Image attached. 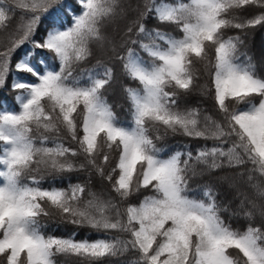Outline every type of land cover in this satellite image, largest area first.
Wrapping results in <instances>:
<instances>
[{"label": "snow or ice", "instance_id": "6c2138e0", "mask_svg": "<svg viewBox=\"0 0 264 264\" xmlns=\"http://www.w3.org/2000/svg\"><path fill=\"white\" fill-rule=\"evenodd\" d=\"M5 3L0 0V30L8 29L15 10L21 16L0 51V87L25 43L30 48L14 70L34 79H14L11 87L23 92L11 105L0 101V264H60L57 257L101 264L128 252L136 255L127 264H264V77L240 52L242 37L225 35L264 26V0ZM247 9L256 11L242 15ZM150 15L172 31L148 28ZM93 57L96 65L77 74L76 66ZM117 83L129 103L127 122L107 99ZM197 89L211 95L216 115L179 106L181 94ZM162 133L213 143L164 155L156 144ZM113 154L115 165L106 170ZM246 164L251 167L243 170ZM225 169L237 171L190 188L194 179ZM84 170L83 183L43 186L46 177ZM93 174L109 183L110 193L92 189ZM217 183L236 189L238 211L218 202ZM141 190L147 191L139 203H131ZM224 212L247 220L246 227L234 228ZM57 214L62 222L117 235L46 234L41 218ZM257 216L260 225L253 224Z\"/></svg>", "mask_w": 264, "mask_h": 264}, {"label": "trees", "instance_id": "16d2710c", "mask_svg": "<svg viewBox=\"0 0 264 264\" xmlns=\"http://www.w3.org/2000/svg\"><path fill=\"white\" fill-rule=\"evenodd\" d=\"M68 3H72L73 0H67ZM124 2L131 3V4H137L140 2V0H124ZM160 2H169V0H157V3ZM186 2V0H185ZM4 6H7V0ZM256 11L255 9H247L245 10L242 15L245 16H251L253 12ZM55 15H60V13H54ZM21 16V13L19 10H15L12 18L9 20L8 24L9 27L7 30H0V51H3L5 47L11 43L10 36L12 34V30L17 26L19 18ZM135 16V13L129 12L128 18L131 19ZM68 21H65V24L67 26ZM126 21H123L120 23V27L123 28ZM148 28L153 27H159L162 29H167L169 31H172L174 26L169 25H157L156 21L151 18V15L149 18L145 21ZM44 27H46V24H43L38 28L37 34L34 37L35 39L39 40L43 34ZM178 34V33H173ZM226 36L230 35H240L242 39L244 40V44L240 46V52L244 53L246 52L249 56L253 58V62L257 66V73L264 77V26L256 27V28H249L246 29L243 33L239 29L230 28L225 31ZM136 48L137 51H140L138 46H133ZM30 45L28 43H25L20 48H18L15 53L12 56L11 59V65L9 74L6 77V83L3 87H0V101H6L7 104L11 105L14 101V97L23 90H16L11 87V84L13 83L14 79L20 77L25 80H31L34 79L31 77L30 74L27 73H17L14 70V66L17 63L18 59L23 57L25 53L29 50ZM44 51L46 56L50 57L52 54L47 53L46 50ZM141 56H144L145 59H148V57L141 52ZM105 62H107V58H104ZM243 59V57H241ZM49 64L53 67L58 66V62L56 64H52L50 61ZM96 65V57L90 58L88 61L84 62L81 65L76 66V73L78 74L80 69L82 68H92ZM49 65H45L47 67ZM115 70L117 71V74L119 73V65L117 64L115 66ZM122 82L125 84H131L132 86H137L135 82L129 81L126 78H121ZM203 79L199 81V83H203ZM107 99L110 104L113 106V111L116 113L119 120L122 122H127L130 120V112H129V103L127 99L125 98V95L123 93L122 88L120 87V83H117L112 86L111 90L106 93ZM213 100L211 95L204 96L201 95L199 90L193 91L190 94H181L180 99L178 101V104L181 108L183 107H200L205 110H207L212 115H216L214 108H213ZM241 107H243L241 105ZM52 135V134H49ZM62 136L65 137V144L71 145L72 147H76L74 143L71 142L70 139L66 138V133H61ZM213 141H204V140H193L189 137L180 135V134H163L162 138L156 141L157 147L162 148L164 150V155H167L174 150H183L187 147H191L193 152L195 153V150L198 146L203 144H209L211 145ZM51 146V144H49ZM115 154H113V158L110 159L109 165L106 166L107 168H110L115 165ZM70 159H73L77 162L81 161L82 157H70ZM250 164H246L243 166V170H247L250 168ZM224 171H231L235 172L236 169H225L221 172H215L212 173L211 176L205 175L203 177L194 179L190 182V188H196L197 185H203L204 183L213 182L214 177L223 174ZM88 179V172L86 170L84 171H73V172H66L61 173L59 176H57L56 180L53 181L52 177H46V179L43 181V186L48 187L50 183H55L57 187H67V184L69 181L72 183L76 182H85ZM91 187L96 192H106L110 193V185L107 181H101V179L96 176L95 174L91 177ZM216 187L218 189L219 195L217 197L218 202L222 205H227L230 211H238L239 210V198H237L236 195V189L229 188L226 184H216ZM238 187L240 190L245 191L249 194V196L252 195L251 190L246 187L245 184L242 182L238 184ZM147 190H141L140 193L133 196L130 199V202L133 204L139 203V201L142 199L143 195L146 193ZM191 195L201 198V194L199 191H193L190 193ZM112 195H115L112 193ZM225 221L227 223H230L234 228H240L243 230L248 221L243 219L241 216H230L229 212L222 213ZM42 222L46 225V228L44 229L46 234H50L57 237H69L73 233H75V239L81 240V239H89V240H95L97 238H103L106 237V235H117V233H104V232H97L94 229H91L89 227H80L73 224L68 223L67 221L61 220V217L57 215L49 216V217H42ZM262 223L259 216L256 217V219L253 221L254 225H260ZM134 252H128L124 256L117 257V258H105L104 261L101 262V264H127L128 261L132 260L135 257ZM58 261H60V264H83L82 261H80L78 258L70 257L65 259L64 257H57Z\"/></svg>", "mask_w": 264, "mask_h": 264}, {"label": "rangeland", "instance_id": "374dc122", "mask_svg": "<svg viewBox=\"0 0 264 264\" xmlns=\"http://www.w3.org/2000/svg\"><path fill=\"white\" fill-rule=\"evenodd\" d=\"M160 3H164V2H160Z\"/></svg>", "mask_w": 264, "mask_h": 264}]
</instances>
